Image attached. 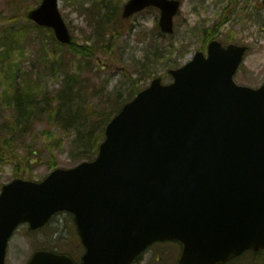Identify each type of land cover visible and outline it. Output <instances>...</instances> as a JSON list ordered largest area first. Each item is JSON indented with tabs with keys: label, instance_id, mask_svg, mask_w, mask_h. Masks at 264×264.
Returning <instances> with one entry per match:
<instances>
[{
	"label": "water",
	"instance_id": "obj_1",
	"mask_svg": "<svg viewBox=\"0 0 264 264\" xmlns=\"http://www.w3.org/2000/svg\"><path fill=\"white\" fill-rule=\"evenodd\" d=\"M43 0L29 18L71 36L58 8ZM177 0H130L123 17L155 7L172 34ZM208 58L170 71L107 126L98 158L58 169L43 182L15 180L0 195V264L17 227H44L58 212L75 216L83 264H131L155 242L182 245L178 264H226L264 250V86H237L246 47L215 41ZM30 264H74L37 252Z\"/></svg>",
	"mask_w": 264,
	"mask_h": 264
},
{
	"label": "rangeland",
	"instance_id": "obj_2",
	"mask_svg": "<svg viewBox=\"0 0 264 264\" xmlns=\"http://www.w3.org/2000/svg\"><path fill=\"white\" fill-rule=\"evenodd\" d=\"M41 1L0 0V18L20 16L29 4L40 5ZM180 1L182 9L175 19V34L168 36L160 31L158 11L147 10L131 19H122L128 0H60L61 14L74 39L79 45L85 43L95 49L91 51V60L71 58L65 50L53 45L49 32H31L34 40L45 39L49 48L45 47L43 52V46L38 44L26 48L25 42L16 35L22 49L11 55L24 52L21 66L25 75L19 80L39 81L45 87L39 92L32 90L38 93L34 109L39 115L30 122L29 133L12 136L10 118L17 107L14 98L9 107L4 106L0 111V147H3L0 150L7 145L6 153L11 145L21 155L33 158V174L27 178L41 182L49 175L52 170L47 163L51 153L57 167L64 169L94 160L103 142L106 114L127 103L134 96L135 86L144 90L158 77H164L167 85L172 83L170 76L165 77L169 69L190 62L213 39L205 37V29L219 27V36L214 38L222 41L232 38L237 44L250 47L235 77L238 84L253 88L264 84V0ZM224 18L227 22L220 26ZM26 25L24 17L0 23V38L5 30ZM51 48L56 49V56L45 54ZM8 64L0 65V102L8 96L11 98L15 91L9 93V81L6 82L7 76L13 73ZM147 69L150 78L146 76ZM70 119H73L71 123ZM80 135L85 140L83 144L79 142ZM14 169L13 164L0 165V193L3 185L17 178ZM76 234L72 217L67 213L58 215L37 233H30L27 225L22 226L10 242L7 264H28L36 251L57 250L64 244L65 250H61L77 256L81 241ZM180 254L178 243L157 242L134 264H176ZM245 259L254 260L246 256L233 264H246Z\"/></svg>",
	"mask_w": 264,
	"mask_h": 264
},
{
	"label": "trees",
	"instance_id": "obj_3",
	"mask_svg": "<svg viewBox=\"0 0 264 264\" xmlns=\"http://www.w3.org/2000/svg\"><path fill=\"white\" fill-rule=\"evenodd\" d=\"M36 5H38V2L29 4L24 14L20 16H3L0 18V23H9L10 21L15 22L21 17L22 18L24 17L27 23L26 26H23L21 28L18 27L19 29L14 28L10 30H5V32L2 34L3 37L0 38V65L3 63H9L8 65L10 69L12 68L13 70L12 75L7 76L8 78L6 79V82L9 81V84L7 83V85L9 89L11 90L9 93H12L13 90H15L13 92V96L11 98L10 96H8V98L0 102V111L4 106L9 107L11 105V102L13 100L12 98H14L15 104L17 106L14 112V115L10 118V127L13 133L12 136H14V134L17 135L20 132L22 133L30 132L31 130L30 122L34 118L38 117L39 115L38 111H36L37 109H34V107H36V104H37L36 97L38 93L35 94L32 90L36 89L38 90L37 92H39L43 88H45L39 81L19 80V78L22 79L25 75V73H23V68L21 66L22 65L21 60L24 58V52H22L19 55L22 47H21L20 41L16 39V35L18 34L21 37V40L25 42V44L27 45L26 48H28L29 46H33V45L37 46L36 44H38V46L39 45L43 46L41 50L43 52L45 51V47L49 48V46L45 43V39L42 38V39L34 40L33 37L31 36V32L33 30H41L43 32H49L51 34L50 39L53 45L58 49L65 50L66 54L70 56L71 58L79 57L82 59L91 60L93 58V54L91 53V51L95 50L94 48L89 47L85 43L83 45H79L74 38H73V42L70 45L68 46L62 45L56 42L53 32L51 30H46V29L39 28L33 25L28 19V13L30 10L36 7ZM100 13H101V9L99 10V14ZM226 20L227 19L225 18L222 19L220 26L224 25L227 22ZM218 28L219 27H212L210 29H205L204 30L205 37L214 38V36H218L217 35ZM228 39H231V38H228ZM32 43H35V44H32ZM1 49L3 50L1 51ZM17 50L19 53H17L16 55H11L12 52L17 51ZM52 50L53 48L46 49L45 54H51V56H56L57 54L56 49L54 51ZM148 70L149 69L146 70L147 77L151 75V73L148 72ZM134 82L135 84H138L136 80ZM139 92H140V89H138L137 86H135L134 96L130 100H132ZM119 108L120 106L114 109V112H116ZM119 111H117L116 114ZM114 112L110 115L109 113L106 114V120L104 121L105 122L104 124L108 123L112 119ZM72 120L73 119H70L68 122L71 123ZM90 136H93L92 131L90 132ZM80 138H79V142L83 144L84 143L83 141H85L83 140V136L80 135ZM100 138H102V136ZM7 147H8L7 145L6 146L4 145V150H0V165L4 163L13 164L15 167L14 169L15 175L17 178L27 179V177L32 176L33 171L31 170V165L35 163L33 161V158L29 156L21 155L19 151L14 149L13 146L11 145H10L11 150L5 153L4 151L7 150ZM0 148H3V147H0ZM96 153H97V150H96ZM47 165H49V170H53L57 167L58 163L56 161L54 153L50 154V160H49V163H47ZM250 258H254V260H251V261L249 260L247 261L246 264H264V260L261 259L262 256L260 254H254L250 256Z\"/></svg>",
	"mask_w": 264,
	"mask_h": 264
},
{
	"label": "flooded vegetation",
	"instance_id": "obj_4",
	"mask_svg": "<svg viewBox=\"0 0 264 264\" xmlns=\"http://www.w3.org/2000/svg\"><path fill=\"white\" fill-rule=\"evenodd\" d=\"M80 249L82 250V253L79 255L78 259H75V258L73 257V258L76 260V262H82V258H83V255H84V248H82V247L80 246ZM66 253H68V252H66ZM78 254H79V252H78Z\"/></svg>",
	"mask_w": 264,
	"mask_h": 264
}]
</instances>
